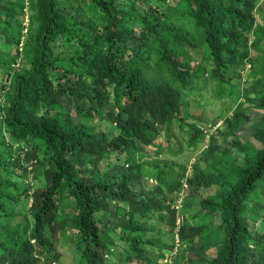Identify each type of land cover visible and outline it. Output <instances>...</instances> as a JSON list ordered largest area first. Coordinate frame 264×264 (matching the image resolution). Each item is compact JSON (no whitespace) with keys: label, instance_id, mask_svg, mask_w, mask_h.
Instances as JSON below:
<instances>
[{"label":"trees","instance_id":"trees-1","mask_svg":"<svg viewBox=\"0 0 264 264\" xmlns=\"http://www.w3.org/2000/svg\"><path fill=\"white\" fill-rule=\"evenodd\" d=\"M82 1L95 26L91 33L80 34L83 25L77 27L60 11L59 0L35 1L38 23L23 48L29 66L16 70L9 84L0 88L5 90L1 127L9 136L0 148V264H53L60 257L59 241L69 236L85 264H106L105 256L114 254L103 239L107 230L116 228L119 241L126 232L142 237L153 231L147 223L148 216L153 217L139 199L147 193L140 180L147 165L155 169L159 190L150 191L146 200L151 209L170 214L165 233L173 238L175 200L170 192L159 193L177 189L185 179L187 207L191 196L199 197L200 185L216 182L197 167L199 160L191 165L189 177L186 165L167 161V155L175 157L199 145L209 124L201 114L192 110L193 121L185 111V99L196 87L191 77L197 74L200 79L205 71L191 66L185 46L196 40L211 63L210 77L223 85L232 79L224 73L236 71L239 76L250 59V47L258 48L254 41H264V30L252 31L254 0H182L183 9L165 5V0H131L128 9L113 0ZM15 7L14 2L0 0V65L8 68L14 55L4 50L13 46L20 54L16 46L22 28ZM65 43L69 58L61 57ZM220 88L217 92L223 95ZM255 105L264 112V101ZM247 118L245 112L234 110L207 143L211 158L235 172L233 181L219 175L225 185H220L217 201L199 198L197 203L208 214L217 211L224 238L216 244L222 246L211 255L210 247L195 240L183 256H173L174 264H264V117L254 122L251 134L262 146L247 144L246 166L236 164L234 154L239 143L235 131L250 123ZM218 120L222 118L211 125ZM85 121L107 122L110 130L96 132ZM226 137L234 141L228 143ZM150 145H157L154 151L160 158L132 161L133 154H143ZM22 196L30 206L17 219L22 210L10 205ZM119 207L129 208L133 216L124 218ZM109 216L117 224L110 225ZM257 221L261 225L256 230ZM204 228L183 222L177 231L181 246L198 238ZM140 241L129 237L123 248L140 255ZM133 260L128 255L125 264Z\"/></svg>","mask_w":264,"mask_h":264},{"label":"rangeland","instance_id":"rangeland-1","mask_svg":"<svg viewBox=\"0 0 264 264\" xmlns=\"http://www.w3.org/2000/svg\"><path fill=\"white\" fill-rule=\"evenodd\" d=\"M10 2H14L16 4L15 10L18 11V20L21 23V37L20 41L16 47L20 54L16 55V51L12 49L11 46L7 47L4 51H9L11 55H14L13 63L11 64L10 68L5 66L4 64L0 65V88L4 85H8L13 76V73L16 70L21 68H28L29 66V56L23 50L25 44H30L32 40L33 30L37 25V18L38 15L35 11V1L36 0H9ZM147 1L148 0H144ZM113 2L121 9H128L133 3L131 0H113ZM159 5L162 6V1H159ZM191 5V1L189 2ZM165 5H174L177 6L179 9H183V2L182 0H165ZM87 3H83L82 0H68V2H64V0H59V9L62 13H65L66 16L72 23H75L78 26H82L79 28V32L81 33H91L90 29H94L95 26L93 22L90 20L89 15L86 11ZM250 22L252 24V31L256 30L257 28H261L264 30V0H254V8L251 13ZM189 28V27H187ZM251 35V36H250ZM249 35V42H253L254 36L250 33ZM195 42V43H194ZM258 48H254L253 46L250 47V59L248 58L245 62L243 70L240 72V75L237 76L235 73L236 71H227L224 74L231 75L232 79L230 81L225 82L223 85H219L218 80H215L214 77H210V69L211 63L207 61L203 57V52L201 46L196 44V40L192 39L185 49L187 51V55L190 57V64L191 66H199L205 67L204 76L200 79L193 75L191 77V82L196 86L194 90L189 91L188 98L185 99L188 102V107L185 108L186 114L189 115L188 118H192L193 121H196L194 115H192V110L195 114H201L206 121H209L208 127H204V133L207 135L204 140L196 147L190 146L188 148V152L185 151L182 154H178L175 157L167 155V161L170 165H177L181 166L186 165V174L188 176L191 174L192 168L191 165L193 164L194 160H199L197 167L202 171L208 173L210 176L214 177L213 179L216 180L215 184L212 186H203L200 185L198 191L199 197L191 196L189 201L192 202L191 205H187V207L182 206L179 204V215H177V223H188L191 226L205 227L204 230L201 232L199 237L192 238L186 241L180 248L177 250V246L174 248V253L178 254L179 256H183L185 251L190 247L193 241H199L201 244L208 248V253L211 255L217 254L218 250H220L222 244L217 245L218 242L223 241V236L221 235L222 229L219 223V217L217 211L214 214H208L205 210H201L199 205L197 204L198 201L201 199L208 198L212 201H217V195L221 192L222 188L220 185L224 186L225 184L221 182L220 174L223 175L224 178L228 181H233L235 172L234 170L229 167H224L221 163L215 161L211 158L209 153H211V147L207 146V140H209L208 135L213 133L216 129L218 130L223 125V119L225 117H229L234 110L239 109L245 112L247 120H250V123L242 124L241 128L236 129V140L238 143V148L234 149L235 156L238 158L236 164L246 166V154L245 151L248 148V143L250 146H254V148H260L262 146L261 142L255 140L251 134L254 132V122L257 121L259 118L264 117V112L262 109L256 107L257 102L264 101V41L262 39L254 41ZM62 51L61 57L62 58H69L71 53H69L68 44L65 43L63 47L60 49ZM2 60L4 58H1ZM252 61V63L250 62ZM218 87H221L223 91V95L217 92ZM220 88V89H221ZM5 90L0 89V109L4 105L5 97H3ZM255 105V106H254ZM67 108L71 109V104L67 103ZM217 118H222V120H218L215 125H211L212 120ZM1 111H0V148L5 146L8 143L9 136L8 132L5 128L1 127ZM85 124L94 126L96 132H108L110 130L109 124L107 122L94 124L90 121H85ZM172 136L168 133V138ZM225 138V137H223ZM167 139V138H166ZM226 141L228 143H232L234 140L232 138H227ZM162 141V140H161ZM159 142V141H158ZM158 144V143H157ZM217 144H222V138L218 137ZM162 145L166 146L162 143ZM210 145V144H209ZM157 145H150L145 148V152L143 154H133L131 156L132 161L134 162H141L142 160L150 161L153 158H160V155H157L154 149H156ZM162 146L158 150H161ZM149 179H152L153 172L155 171L154 168H151L149 165L143 167L142 170ZM39 172H42L41 170ZM153 173V174H152ZM38 185H42L41 182H34ZM151 183L149 180L148 184H143L142 188L145 190L149 189ZM36 187V185H35ZM197 187V186H196ZM195 187V188H196ZM263 186L260 187V189ZM197 188V189H198ZM159 190V189H158ZM186 196V192H183ZM186 201V200H185ZM184 202V201H183ZM257 202H261V199L258 198ZM264 205V202H262ZM30 200L26 196H22L21 200L18 202H14V204L10 205V207L17 211L22 210V212L17 216V219L23 218V214L27 212ZM120 214L128 215L126 210H120ZM168 216V217H167ZM170 214H166V220L169 219ZM182 216V218L180 217ZM110 218V216L108 217ZM109 224H117V221H113L111 218L109 219ZM252 223V221H249ZM260 221L256 222L255 229L257 230L260 226ZM118 230L113 228L112 231L107 230L105 232V240L109 244H113L118 237ZM177 242V240L175 239ZM164 244H168L167 246L163 245V251L159 254V257L166 262L169 260L170 250L168 246L173 244V241L170 238H164L162 241ZM217 243V244H216ZM148 248V252L150 250L149 246H145ZM198 247L191 246V249H197ZM57 251L60 253L59 258L57 261L53 262V264H85L84 261L81 260V250L76 241L72 242L71 236L67 238L61 239L57 245ZM211 258V257H210ZM182 263V262H181ZM162 264V263H160Z\"/></svg>","mask_w":264,"mask_h":264},{"label":"clouds","instance_id":"clouds-1","mask_svg":"<svg viewBox=\"0 0 264 264\" xmlns=\"http://www.w3.org/2000/svg\"><path fill=\"white\" fill-rule=\"evenodd\" d=\"M249 44H251V42H249ZM203 132H204V129H203ZM204 135H205L204 136V138H205L207 135L205 133H204ZM209 136H210V133L208 135V138H209ZM207 142H208V140H207ZM237 161H238V158H237ZM186 177H189L188 174H186ZM140 180H141L142 191L145 193L147 192V193L145 196H140L139 199H142L144 207L149 209V211H146V213L147 214L151 213V216L153 217V218H151L150 216H148V219H147V223H150L148 227L153 228V231H151L149 233H144V235L142 237L138 236V234H136L134 231L129 232V233L126 232L124 234L123 240H121V241H119L120 234L116 233V234H119L118 240L115 241L116 243L118 242V244H116V245L115 244H109L105 240V237H104L103 239L106 241V243L110 246L111 250L114 252V254H112V255L105 256V263L106 264H125V260H126V257L128 255L135 259L132 262H130L129 264H160V263H162V264H174L173 256L178 255V254L174 253V248H175V246H177L176 249L179 250V248L181 246L180 240H179L178 235H177V231H178L179 227L182 226L183 223H181V224L177 223V215H179V204L182 206L183 201L186 199V196L183 194V192H186V194H187V189H188L187 180L183 179L180 182V186L175 190H172V191L162 190V192L159 193V194H163L164 192H166V193L170 192V199L175 200V202L173 204H171L172 209L177 210V212H176L177 229L174 231L173 238H170L173 241V244H171L172 248H170L171 245L168 246V249L170 250V255H169V260H167L166 262H164V260L159 257L160 253H158V252H161V250L163 251V245L164 246L168 245V244L165 245L164 242H162L164 240V238H169L166 236V233H165L169 229L166 227V224L168 222L164 221V219L166 220V214L167 213H164V211L160 212L158 210L151 209L150 208L151 206L149 205V203L146 200V196L150 191H152V190L158 191V189H159L158 183H157L156 179L154 178V175H153L152 179H149L145 173L142 175ZM149 180L151 183V185H149L150 188L145 190V188H142V186H143V184H148ZM180 202H182V204ZM142 209L143 208H141L140 210H142ZM117 210H118V212L120 210H126L128 215H123V217L126 219H129L134 214V212L131 211L127 207H119ZM136 211H135V213H136ZM140 213H143V212H140ZM160 216H164V219L163 220L160 219ZM180 217L182 218V216H180ZM157 219L159 221H157ZM144 220H145V218L142 217L140 219V222L145 224ZM167 221H169V220H167ZM110 227H112V226H110ZM193 227H195V226H193ZM112 229L110 231H112ZM103 236H106V235H103ZM129 237H136L138 239L141 238L139 246L142 248L143 252L140 255H138V253L136 251H133L129 248L128 249L123 248V244H126L125 239H127ZM175 239L177 240V242L175 241ZM145 246L150 247L149 252H148V248H146Z\"/></svg>","mask_w":264,"mask_h":264}]
</instances>
